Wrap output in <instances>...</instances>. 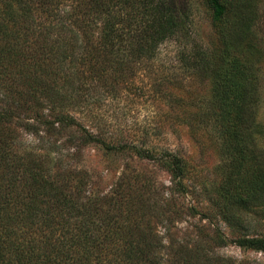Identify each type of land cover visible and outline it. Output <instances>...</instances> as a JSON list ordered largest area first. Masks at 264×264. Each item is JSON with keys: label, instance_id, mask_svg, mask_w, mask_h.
<instances>
[{"label": "trees", "instance_id": "16d2710c", "mask_svg": "<svg viewBox=\"0 0 264 264\" xmlns=\"http://www.w3.org/2000/svg\"><path fill=\"white\" fill-rule=\"evenodd\" d=\"M206 2L219 42L199 45L192 0H0V264H235L204 240L166 242L157 227L169 230L175 215L133 167L102 191L80 159L95 144L154 160L176 191L187 192L184 158L115 144L97 120L93 129L85 121L88 81L105 82L111 93L153 68L169 43L178 59L209 67V87L193 104L176 95L166 114L188 122L200 144L210 138L223 155L239 157L242 184L226 176L218 191L224 198L211 204L224 221H238L227 198L264 195L257 16L245 12L247 0ZM237 242L264 253V236Z\"/></svg>", "mask_w": 264, "mask_h": 264}, {"label": "rangeland", "instance_id": "374dc122", "mask_svg": "<svg viewBox=\"0 0 264 264\" xmlns=\"http://www.w3.org/2000/svg\"><path fill=\"white\" fill-rule=\"evenodd\" d=\"M192 8L194 40L196 44L207 45L217 38L209 6L206 0H192ZM244 10L256 13L254 31L262 48L263 99L258 115L262 127L258 140L264 148V0H247ZM161 49L153 68L142 67L132 78L126 76L127 83L120 84L111 93L105 82L88 81L84 93L88 95L90 107L85 121L92 128V120H97L106 137H110L107 140L115 144L130 141L150 149L156 157L168 151L184 158L189 165L185 180L187 192L176 191L169 172L154 160L108 154L95 144L84 147L80 159L94 172L96 186L102 191H108L127 166L142 174L159 194L154 200L168 204L175 215L169 230L163 228L165 224L157 227L166 242L187 245L204 240L218 256L235 264H264V253L246 250L237 244L244 236H264V195L256 191L251 199L243 202L241 197H228L234 207L232 211L237 210L238 221H224L217 205L211 203L224 198L218 191L226 176L233 174L232 179L242 184L241 172L234 169L239 157L223 155L210 138L200 144L191 135L188 122L181 116L166 114L175 103L176 95L185 96L187 103L200 100L209 87V67L199 62L195 65L194 60L178 59L173 44H165ZM190 64L192 68H188ZM246 201L249 202L243 204ZM206 208L211 210L206 212Z\"/></svg>", "mask_w": 264, "mask_h": 264}]
</instances>
